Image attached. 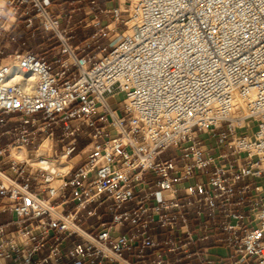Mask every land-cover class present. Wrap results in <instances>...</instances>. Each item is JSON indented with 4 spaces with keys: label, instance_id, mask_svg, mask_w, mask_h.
Listing matches in <instances>:
<instances>
[{
    "label": "built area",
    "instance_id": "1",
    "mask_svg": "<svg viewBox=\"0 0 264 264\" xmlns=\"http://www.w3.org/2000/svg\"><path fill=\"white\" fill-rule=\"evenodd\" d=\"M86 1L114 18L105 44L102 25L75 44L51 0L0 5V30L6 6L24 7L27 28L37 19L57 39L60 66L26 41L0 58V125L13 124L0 133L13 136L0 215L17 226L0 224V264H264V0Z\"/></svg>",
    "mask_w": 264,
    "mask_h": 264
},
{
    "label": "rangeland",
    "instance_id": "2",
    "mask_svg": "<svg viewBox=\"0 0 264 264\" xmlns=\"http://www.w3.org/2000/svg\"><path fill=\"white\" fill-rule=\"evenodd\" d=\"M124 1V0H122ZM53 9L55 12L64 11V13L67 14V16L64 18V23L68 26L72 25L73 23H76L77 26H75L72 30V34L74 35V38L72 41H75V43H78L80 45L87 43L90 41V37L97 31L99 27L104 28V33L102 35L98 34L95 36L96 39H98L97 43H107V36L106 34L109 32L108 28L106 26H109L110 28H114V25L112 24L114 22V18L112 17L111 13L105 14V13H99L97 9H93L94 11L87 14V11L90 10V4L86 0H82L81 2H77V0H51ZM4 2L1 0L0 5H3ZM98 6L101 8L104 7V4L98 3ZM109 9H111V4H108ZM80 9H77L79 8ZM108 8V7H107ZM122 15H126V13H121ZM10 15L9 12V6H6L5 8V14L2 15L1 19L6 20ZM98 23V24H96ZM119 30L123 31L126 28L122 25H118ZM21 28V27H19ZM40 32L41 37L36 36L32 33L27 34L26 38L24 40L20 41V44L22 41H26L25 47H31V49L40 54L44 55L45 58L50 62L51 69L58 70L60 69V66L58 63L54 62L52 60V55L59 50L58 47V41L57 39L52 36L50 33H47L43 29L38 30ZM6 30H0V58L7 56L8 52L10 51V48L5 47V44L7 42H14V40H11L7 37ZM38 35V34H37ZM19 44V45H20ZM13 45V44H12ZM11 47V46H10ZM24 47V48H25ZM20 47H18L19 49ZM91 48L93 46L91 45ZM22 49V47L20 48ZM95 48L91 49L93 51ZM124 98V94H118L115 97L110 98V102L114 108L121 109L122 108V100ZM33 116L39 117L40 113L34 114ZM257 123L253 122L251 123V132H253L256 129ZM13 129V124H2L0 125V133L1 131ZM61 131L57 130V136H60ZM13 139L12 135L9 134H2L0 135V147L6 145L9 141ZM88 140L80 138L78 149L83 147ZM206 142L208 144H216V140H212L211 138L207 139ZM176 156V152L173 150V148L168 149L164 155L162 156L163 159ZM260 183L264 185V182L261 180ZM136 199L128 201L121 210L123 209H133L135 207ZM107 207L103 206L99 209L98 214L100 213L102 221H106L109 219V212H110V203L107 202ZM73 205L70 204L68 208H71ZM90 206L89 208H91ZM90 222L98 223L99 219L98 217H94L90 219ZM88 226V224H84V227ZM221 253H226L225 250L221 248Z\"/></svg>",
    "mask_w": 264,
    "mask_h": 264
},
{
    "label": "crops",
    "instance_id": "3",
    "mask_svg": "<svg viewBox=\"0 0 264 264\" xmlns=\"http://www.w3.org/2000/svg\"><path fill=\"white\" fill-rule=\"evenodd\" d=\"M108 4H111V7L114 8V7H117V6L119 5V1H118V0H106V2H105V4H104V7H108V8H109ZM24 10H25L24 7H19V8L17 9V11L15 12V16H13V15L11 16V14H10L9 17L6 19V21H10V27H9V29L6 30L7 34L10 33V30H11V28H12V25H13L17 20H18V24L23 23V24H25V27H26V23H27V19H28V17L24 14ZM34 27H35V28H34ZM26 29H27L28 31L31 30L32 32H30V33L34 34L35 31L41 29V27H40V25H39V21H38L37 19H35V20H34V25H33V27H32L31 29H29V28L26 27ZM46 32H47V31H46ZM47 33H49V32H47ZM50 34H51V33H50ZM7 37L10 38L11 36H10V35H7ZM10 39H11V40H14V42H10V40H9V42H7V43L5 44V47L10 48V49H9L10 51L8 52L7 55H10V54H12L15 50H17L18 47H19L20 41H21V40L14 39L13 37H11ZM73 42L75 43V41H73ZM12 44H13V45H12ZM75 44H78V43H75ZM10 46H11V47H10ZM25 49H30V50H32L30 47H25ZM32 51H33V50H32ZM57 53H58V51L54 54V56H55ZM54 56L52 55V57H54ZM5 146H6V145L1 146V147H5ZM5 166H6V165H5ZM1 202H5V200L0 199V203H1ZM12 219H13V216H12V214H11L10 212L2 213V214L0 215V224H8V228H9V230H14L17 226H16V224H12V223H11V220H12ZM90 224H91V225H96V224H98V223L90 222ZM86 227H87L88 229L91 230V228H89V227H90L89 225L86 226ZM78 240H79L78 237L73 236L71 239H69V240L67 241V243H63V248H64L65 250L68 249V248L71 246L72 242H74V241H78ZM49 242L51 243V242H52V239H50ZM206 245H207V246H212V245H213V242L208 241V242L206 243ZM221 248H222L223 250H225L226 253H221ZM216 251L218 252L219 255H221V256H223V257H228V256H230V251H229L225 246H223V245H219L218 247H216ZM42 255H43V254H42ZM148 259H149V257H146L144 260L147 261Z\"/></svg>",
    "mask_w": 264,
    "mask_h": 264
},
{
    "label": "bare ground",
    "instance_id": "4",
    "mask_svg": "<svg viewBox=\"0 0 264 264\" xmlns=\"http://www.w3.org/2000/svg\"><path fill=\"white\" fill-rule=\"evenodd\" d=\"M3 1V0H2ZM241 109H242V113H245V109H246V106L245 105H242L241 106ZM240 117V115H236L235 118L236 120H238ZM241 122V120H239ZM47 145V139H44V143H43V146H46ZM11 149H12V155L16 156V157H21L22 155H24L26 153V148L25 146L21 145L19 142H15L11 145ZM78 159V157H76L74 160L72 161H65L62 159V165H61V168L63 171H67L72 163L74 161H76Z\"/></svg>",
    "mask_w": 264,
    "mask_h": 264
},
{
    "label": "trees",
    "instance_id": "5",
    "mask_svg": "<svg viewBox=\"0 0 264 264\" xmlns=\"http://www.w3.org/2000/svg\"><path fill=\"white\" fill-rule=\"evenodd\" d=\"M99 3H102V4H105V2H106V0H99L98 1ZM19 27H21V28H19ZM35 28V27H34ZM30 32H32L31 30H27L26 29V27H25V24H23V23H20V24H18V20L12 25V28H11V30H10V33H9V35L11 36V37H13L14 39H17V40H24L27 36V34H30ZM38 34V35H37ZM34 37H36V36H40L41 37V35H40V32L37 30V31H35L34 32ZM74 35H75V33H74ZM37 38V37H36ZM31 48V47H30ZM162 237V235L161 234H159V238H161Z\"/></svg>",
    "mask_w": 264,
    "mask_h": 264
}]
</instances>
